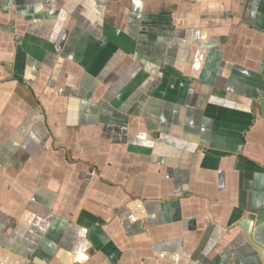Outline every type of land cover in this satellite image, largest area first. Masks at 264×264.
I'll return each instance as SVG.
<instances>
[{"label": "crops", "instance_id": "obj_1", "mask_svg": "<svg viewBox=\"0 0 264 264\" xmlns=\"http://www.w3.org/2000/svg\"><path fill=\"white\" fill-rule=\"evenodd\" d=\"M264 0H0V264H264Z\"/></svg>", "mask_w": 264, "mask_h": 264}, {"label": "water", "instance_id": "obj_2", "mask_svg": "<svg viewBox=\"0 0 264 264\" xmlns=\"http://www.w3.org/2000/svg\"><path fill=\"white\" fill-rule=\"evenodd\" d=\"M262 106H263V113H264V102H263Z\"/></svg>", "mask_w": 264, "mask_h": 264}]
</instances>
